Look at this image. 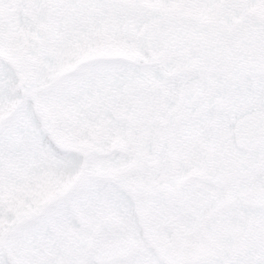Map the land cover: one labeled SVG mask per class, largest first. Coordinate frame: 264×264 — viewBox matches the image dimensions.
I'll return each mask as SVG.
<instances>
[{"label": "snow or ice", "instance_id": "6c2138e0", "mask_svg": "<svg viewBox=\"0 0 264 264\" xmlns=\"http://www.w3.org/2000/svg\"><path fill=\"white\" fill-rule=\"evenodd\" d=\"M0 264H264V0H0Z\"/></svg>", "mask_w": 264, "mask_h": 264}]
</instances>
